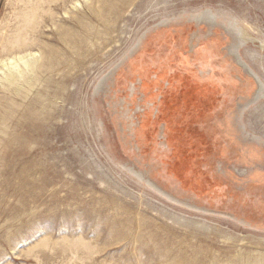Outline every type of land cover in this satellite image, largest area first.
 <instances>
[{
  "label": "rangeland",
  "instance_id": "1",
  "mask_svg": "<svg viewBox=\"0 0 264 264\" xmlns=\"http://www.w3.org/2000/svg\"><path fill=\"white\" fill-rule=\"evenodd\" d=\"M0 264H264V0H0Z\"/></svg>",
  "mask_w": 264,
  "mask_h": 264
},
{
  "label": "bare ground",
  "instance_id": "2",
  "mask_svg": "<svg viewBox=\"0 0 264 264\" xmlns=\"http://www.w3.org/2000/svg\"><path fill=\"white\" fill-rule=\"evenodd\" d=\"M27 16V15H26ZM32 16V15H31ZM28 17V16H27ZM26 17V18H27ZM27 20V19H26ZM20 35V34H19ZM17 36V35H16ZM9 42V41H8ZM17 42V41H16ZM22 42V41H21ZM12 43V42H11ZM10 46L13 47V43ZM18 44V43H17ZM7 49V48H6ZM12 50V49H11ZM3 51V50H2ZM28 57H30L29 55H25V56H18V57H14L11 58L7 61V62H2L3 66L6 68H10L8 70L7 74H3L4 75V80L8 83H14L16 81H18L20 78L24 77L25 72L23 70L20 69L19 64H22L25 69H30L34 66V64H32L28 59ZM3 60V59H1ZM3 67V68H4ZM3 72V71H2Z\"/></svg>",
  "mask_w": 264,
  "mask_h": 264
}]
</instances>
